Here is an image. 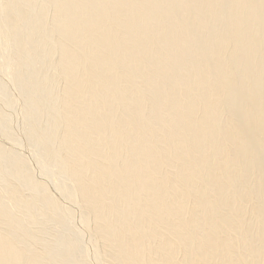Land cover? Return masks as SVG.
I'll return each instance as SVG.
<instances>
[{
  "label": "bare ground",
  "instance_id": "obj_1",
  "mask_svg": "<svg viewBox=\"0 0 264 264\" xmlns=\"http://www.w3.org/2000/svg\"><path fill=\"white\" fill-rule=\"evenodd\" d=\"M0 264H264V0H0Z\"/></svg>",
  "mask_w": 264,
  "mask_h": 264
}]
</instances>
